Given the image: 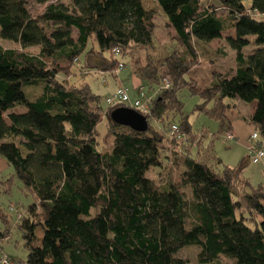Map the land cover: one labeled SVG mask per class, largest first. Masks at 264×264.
Listing matches in <instances>:
<instances>
[{"label": "trees", "instance_id": "1", "mask_svg": "<svg viewBox=\"0 0 264 264\" xmlns=\"http://www.w3.org/2000/svg\"><path fill=\"white\" fill-rule=\"evenodd\" d=\"M156 2L176 41L162 59L147 52L156 23L143 0H52L38 16L28 0H0V35L21 44L0 41V155L34 198L18 222L29 250L23 264H188L178 253L189 246L200 264H264V169L256 185L245 174L250 153L220 170L193 154L203 137L181 96H199L194 111L226 133L237 106L228 99L251 103L246 120L264 148V0ZM221 39L236 66L200 81L205 46ZM125 69L139 84L120 86L146 94L145 131L112 119L121 106L107 98L118 87L104 108L83 81L99 72L108 84L107 74Z\"/></svg>", "mask_w": 264, "mask_h": 264}, {"label": "rangeland", "instance_id": "2", "mask_svg": "<svg viewBox=\"0 0 264 264\" xmlns=\"http://www.w3.org/2000/svg\"><path fill=\"white\" fill-rule=\"evenodd\" d=\"M28 1L32 14L38 16L52 0H48L47 3H40L37 0ZM143 1L145 7L152 11L156 23L154 35L155 41L148 47L147 52L153 54L158 59H162L168 51L174 47L176 42L175 34L172 28L168 26L166 22L167 17L160 10L156 0ZM203 4L220 5L222 4V0H203ZM244 4L246 7H250L252 0H244ZM226 12L227 11L224 9L219 11L220 14H225ZM229 32L225 34H228ZM250 39L253 42L245 48L246 53L252 52L256 46L254 42L255 36H250ZM0 41L8 47L21 46L20 43L3 39L1 35ZM205 47L209 53L206 55L202 53V58L200 57L199 63L196 66L197 70L194 73L200 81L205 77L207 80H210L211 72L214 69L227 71L236 66L235 52L229 48L224 40H214ZM31 48L37 51L40 47L31 46ZM128 73V69H125L122 72L121 77L124 78ZM106 78L109 86L112 85L113 77L107 74ZM104 79V75L99 72H94L84 77L83 81L89 82L93 90L102 95V105L106 108L108 105L105 98L111 94L110 92L112 90L106 85V83H103ZM124 82L128 85L132 84L130 79L124 78ZM33 91L38 93L40 90L35 88ZM181 96L185 102L184 111L189 115V120L193 123V130L199 132L203 137L200 149L194 148L193 154L200 150V159L208 161L209 164L218 170L222 169L224 164L237 165L244 157H247V147L249 146L248 140L253 131H255L254 126L246 120L252 109L251 103L243 100L228 99L230 102L235 101L237 103L235 108L228 111V116L229 122L235 129V134L237 130L240 132V135L239 139L237 138L234 142L226 143L224 141L226 131H220V122L194 111L196 104L200 102V97L191 95L188 89H184L181 92ZM98 128L100 131L99 138L102 140V136L106 130L104 116ZM105 146L104 142H101L99 148H104ZM174 147V144L166 143L164 148V154L168 156L165 157L166 162H170L172 149ZM207 153H213L216 158L209 156ZM263 164L264 162L253 164L249 161V164L245 169V174L251 178L253 184L257 185L262 180V172L264 169ZM149 176L153 175L149 174ZM11 177H13L12 182H7ZM33 200L34 198L32 194L24 192L23 182L17 177L14 168L9 165L6 158L0 155V231L8 233L7 237L0 239V250L10 257V264H23L28 257L29 250L25 246L23 235L18 227V222L20 214L25 212L26 207L32 203ZM198 251L199 248L197 246H189L181 249L178 255L184 258L188 264H200L198 260ZM222 264H233V261L228 258H222Z\"/></svg>", "mask_w": 264, "mask_h": 264}, {"label": "built area", "instance_id": "3", "mask_svg": "<svg viewBox=\"0 0 264 264\" xmlns=\"http://www.w3.org/2000/svg\"><path fill=\"white\" fill-rule=\"evenodd\" d=\"M118 53L119 50L115 49ZM122 65V64H121ZM146 94L143 90L133 97L131 90L128 87L120 86L113 94L107 98V102L111 106L130 107L138 112L147 113L149 111V104L145 100ZM177 125H173L172 130H177ZM172 133V132H171ZM178 137H180L178 135ZM236 140V135L232 131H228L225 136V142H233ZM249 153L253 163H259L264 158V148L259 145V134L253 132L249 137ZM10 257L0 250V264H10Z\"/></svg>", "mask_w": 264, "mask_h": 264}, {"label": "water", "instance_id": "4", "mask_svg": "<svg viewBox=\"0 0 264 264\" xmlns=\"http://www.w3.org/2000/svg\"><path fill=\"white\" fill-rule=\"evenodd\" d=\"M111 117L119 124L130 126L138 131L148 129L147 118L130 107H118L111 112Z\"/></svg>", "mask_w": 264, "mask_h": 264}, {"label": "crops", "instance_id": "5", "mask_svg": "<svg viewBox=\"0 0 264 264\" xmlns=\"http://www.w3.org/2000/svg\"><path fill=\"white\" fill-rule=\"evenodd\" d=\"M124 78H125V79H130V80L132 81V84H131V85L126 84V82H124ZM124 78H122L121 75H120L119 78H117V79H113V84H112V85L109 86V83L106 84V85L109 86L111 90H114V89H116L117 87H119L120 85H123V84H124V85H127V86H134V85H138V84H139V80H138L135 76H131V77H130L129 74H127V75L124 76ZM253 106H254V105H253ZM253 106H252V109L250 110V113L253 112ZM247 122H248V121H247ZM248 123H249V122H248ZM250 124H251V123H250ZM231 126H232V124H231ZM232 130H233L234 133H235V129L233 128V126H232ZM236 134H237V136H236V140H237V138L239 139L240 132L236 130ZM236 134H235V135H236ZM248 142H249V141H248ZM247 156H249V150H248V147H247Z\"/></svg>", "mask_w": 264, "mask_h": 264}]
</instances>
